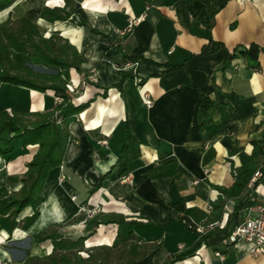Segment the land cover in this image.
I'll return each instance as SVG.
<instances>
[{"label": "crops", "instance_id": "1", "mask_svg": "<svg viewBox=\"0 0 264 264\" xmlns=\"http://www.w3.org/2000/svg\"><path fill=\"white\" fill-rule=\"evenodd\" d=\"M49 5L64 7L65 0H18L0 12V23L25 16L45 37L59 32L83 60L68 84L73 101L96 96L69 126L73 138L62 166L50 171L45 201L32 226L9 233L0 218V264L48 256L51 240L38 241L35 235L94 207L135 224L99 225L84 241L83 258L120 240L127 241L130 254H144L128 264H264V249L253 255L247 242H204V236L225 227L231 231L243 221L246 208L233 210L251 190L247 184L257 170L248 160L251 141L264 140V0H75L71 17L54 22L40 17ZM81 19L100 33L79 25ZM210 40L220 48L213 51ZM251 44L263 47L258 69L248 68L240 54ZM231 53L236 57L222 68ZM13 58L24 63L19 53ZM166 64L182 66L163 72ZM27 65L33 72L59 73L56 67ZM120 71L132 75L121 90L115 86ZM84 77L90 83L83 87ZM102 88H109L106 97L97 95ZM63 93L0 82V113L48 111ZM200 93L214 101L206 112L199 107ZM145 95L151 108L144 104ZM125 120L131 133L128 171L122 175L127 181L113 178L126 142ZM37 149L31 145L9 162L0 157V189L22 187L20 179ZM45 208L53 215L36 229ZM27 209L20 218L30 215ZM215 221L225 222L224 227L207 228ZM199 226L206 231L199 232ZM59 231L72 239L86 235L83 221ZM121 250H109L110 264L119 261Z\"/></svg>", "mask_w": 264, "mask_h": 264}, {"label": "trees", "instance_id": "2", "mask_svg": "<svg viewBox=\"0 0 264 264\" xmlns=\"http://www.w3.org/2000/svg\"><path fill=\"white\" fill-rule=\"evenodd\" d=\"M18 0H0V12L9 9ZM75 0H65L64 7L45 6L40 17L54 22L57 20H68L74 13ZM79 25L87 26L91 31L98 32L92 28L88 21L81 19ZM212 41V40H210ZM216 51L220 48V43L213 42ZM263 47L251 44L247 49L240 52L246 65L250 69L260 67L259 56ZM13 53H19L23 56V62L13 58ZM236 57L235 53L228 55L222 65L225 67L232 59ZM142 58V57H141ZM83 60L77 48L63 38L59 32L53 33L49 37L42 35L38 27L25 16L13 19L9 17L0 23V82L11 84L13 86L26 88L38 92L61 91L63 101L56 103L55 106L44 112H9L4 110L0 113V157L6 162L13 160L20 153L26 152L31 145L37 146V152L33 159L27 164V171L21 177L22 187L9 193L0 202V218L3 224H7L9 233L16 228L23 230L29 229L40 214V207L45 201V193L48 187L47 179L50 171L63 164V159L67 144L73 135L70 133L69 126L76 121L79 113L84 111L94 101L95 96L85 98L81 101H73L74 96L68 88L72 72H80V65ZM27 64L56 67L58 74H46L33 72ZM182 66V64H166L163 72L173 71ZM132 77L131 74L120 71V79L115 86L121 90L125 79ZM90 81L87 80V84ZM144 79L138 84L142 86ZM109 88H102L97 95L106 97ZM71 93V94H70ZM214 106V101L200 93L199 107L204 112ZM61 117V120L58 119ZM124 131L126 142L120 151L115 167L117 171L113 178H120L128 171V142L131 138L128 121H124ZM253 151L249 157L248 165L255 169L264 168V140H252ZM105 174L98 185L89 191L92 194L101 184V181L108 175ZM251 190L240 198L235 206V211L244 209L252 205L250 201ZM31 207L33 213L30 216L20 218L21 212ZM222 211L223 205L218 206ZM172 221L175 219L173 212ZM232 213V214H233ZM230 215V218L232 216ZM84 222L86 235L77 239H72L62 234L59 230L63 226L73 222ZM230 222V221H228ZM135 224L134 221H127L125 216L117 214H97L88 218L87 214L76 218L73 215L67 217L63 223L54 224L42 230L35 235L38 241L51 240L53 250L48 256H30L24 264H110L108 257L113 248L122 247L119 255V261L116 264H128L136 261L144 254H130L127 250V241L116 240L112 247H101L97 253H91L87 258H83L79 252L84 248V241L87 235H90L99 225L106 224ZM225 227L222 231L214 235L204 236L206 244L220 243L223 238L229 234ZM131 233L129 234V236ZM128 236V238H129ZM192 253V252H191ZM189 253V254H191ZM180 257L172 259L173 262Z\"/></svg>", "mask_w": 264, "mask_h": 264}, {"label": "built area", "instance_id": "3", "mask_svg": "<svg viewBox=\"0 0 264 264\" xmlns=\"http://www.w3.org/2000/svg\"><path fill=\"white\" fill-rule=\"evenodd\" d=\"M241 1H250V0H241ZM129 67V64H127ZM126 68V67H125ZM87 82V77H84L82 81V86L84 87ZM70 90L73 92L74 89L68 86ZM56 103L62 102V96H57L55 98ZM144 104L147 108H151L153 105L152 100L145 95ZM102 143L106 144V141ZM264 178V168L257 169L251 179L249 180L247 187L254 191V194L250 197V201L252 205L246 208V213L243 221L234 227L231 230L226 238L223 239V243L225 244H237L239 241H244L252 245L250 248V253L253 255L258 254V250L264 249V192L260 191L261 180ZM124 181L128 180L127 176H122ZM233 202H230L232 205ZM225 211L229 210V205H224ZM100 213V209L98 207H94L91 210H87L88 218H91ZM225 222L223 221H215L210 223L207 228L210 230L223 228ZM197 230L201 233L206 231V227L199 226ZM219 256V253H216Z\"/></svg>", "mask_w": 264, "mask_h": 264}, {"label": "rangeland", "instance_id": "4", "mask_svg": "<svg viewBox=\"0 0 264 264\" xmlns=\"http://www.w3.org/2000/svg\"><path fill=\"white\" fill-rule=\"evenodd\" d=\"M59 120H60V118H58ZM20 152H21V150H17L16 151V153H18V154H20ZM36 152H37V150H36ZM12 161V160H11ZM30 162V161H29ZM28 162V163H29ZM27 171V170H26ZM22 176V173L20 174V175H17L16 177L19 179L20 177ZM17 179V180H18ZM14 188H12V189H10V188H6V189H0V196H5L6 194L8 195L9 194V192L10 191H12ZM18 191V190H17ZM12 192H16V191H12ZM11 193V192H10ZM45 195H46V193H45ZM27 208H31V207H27ZM27 208H25L22 212H21V214H20V217L23 215V214H25L29 209H27ZM31 211H32V213H33V210H32V208H31ZM31 211H29L30 212V215L32 214L31 213ZM30 215H27V216H30ZM4 225V224H3ZM0 226H1V220H0Z\"/></svg>", "mask_w": 264, "mask_h": 264}, {"label": "bare ground", "instance_id": "5", "mask_svg": "<svg viewBox=\"0 0 264 264\" xmlns=\"http://www.w3.org/2000/svg\"><path fill=\"white\" fill-rule=\"evenodd\" d=\"M49 201H52V199H49ZM52 215H53L52 212L50 210H47L45 208L44 209V217L37 224H35V228L36 229H39L43 225H45L50 220V218L52 217Z\"/></svg>", "mask_w": 264, "mask_h": 264}]
</instances>
